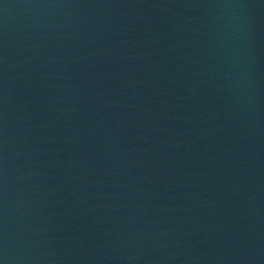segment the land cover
Segmentation results:
<instances>
[{
    "label": "water",
    "instance_id": "water-1",
    "mask_svg": "<svg viewBox=\"0 0 264 264\" xmlns=\"http://www.w3.org/2000/svg\"><path fill=\"white\" fill-rule=\"evenodd\" d=\"M0 264H264V0H0Z\"/></svg>",
    "mask_w": 264,
    "mask_h": 264
}]
</instances>
